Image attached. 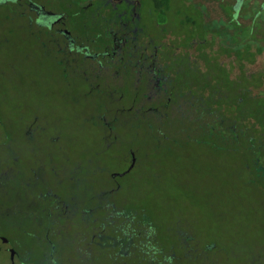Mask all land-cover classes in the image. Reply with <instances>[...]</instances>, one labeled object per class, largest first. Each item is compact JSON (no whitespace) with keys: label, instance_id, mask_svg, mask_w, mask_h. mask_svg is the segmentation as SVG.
I'll use <instances>...</instances> for the list:
<instances>
[{"label":"flooded vegetation","instance_id":"flooded-vegetation-1","mask_svg":"<svg viewBox=\"0 0 264 264\" xmlns=\"http://www.w3.org/2000/svg\"><path fill=\"white\" fill-rule=\"evenodd\" d=\"M261 6L264 0H0V55L24 58L35 51L57 70L66 96L95 100L90 120L102 156L122 134L131 136L113 155L122 167L108 171L103 163L78 162L65 181L51 164V180L43 173L24 177L30 161L44 168L39 148L5 147L0 168L22 192L7 203L0 197L2 264H100L96 248L111 249L108 264H144L145 257L153 264H217L214 245L177 229L170 231L174 244L157 245L151 222L118 206V180L140 166L136 141L146 135L152 153L169 151L195 142L193 130H207L227 151H242L244 162L264 173ZM29 126L36 129V120ZM29 131L27 143L33 141ZM44 140L58 146L52 136ZM77 173L89 185L87 195L61 197L58 186L68 189ZM23 199L52 222L31 249L22 237L35 235L24 224L36 217L21 208ZM71 237L75 248L66 254L76 258L59 252Z\"/></svg>","mask_w":264,"mask_h":264},{"label":"rangeland","instance_id":"rangeland-1","mask_svg":"<svg viewBox=\"0 0 264 264\" xmlns=\"http://www.w3.org/2000/svg\"><path fill=\"white\" fill-rule=\"evenodd\" d=\"M259 8L264 16V7ZM7 54L0 55V113L4 116L0 122V133L4 137L0 142V166L6 161L5 147L13 148L16 144L26 150L39 148L38 157L44 168L38 171L30 161L31 170L24 172L26 167L22 170L26 178L43 173L50 179V164L63 181L69 172L76 171L72 164L78 162L81 167L85 161L91 162L90 166L103 163L108 171L123 166L113 155L117 149L125 150L131 136L119 131L122 136L118 138L117 146L109 147L102 156L104 148L90 120V105L93 106L95 100L89 97V103H85L87 100L77 101L66 96L57 70L37 52L31 54L30 50L24 58ZM7 62L11 63V69ZM32 120H36L38 129L29 126ZM28 129L33 140L29 143L23 138ZM44 135L56 138L58 146L51 149L49 142L47 146ZM190 136L196 141L173 145L169 151L164 148L158 153L150 151L146 135L144 141H136L139 143L136 155L140 166L118 180L122 187L116 194L118 206L134 210L132 214H141L143 219L151 222L157 231V245L162 247L173 242L170 231L177 229L188 233L194 242L214 245L217 264H264L262 173L244 162L248 157H244L242 151H227L207 130H193ZM74 178L72 184L62 181L68 189L63 184L58 186L61 197L87 195L89 185L83 176L77 173ZM11 181V172L0 168V197L6 203L13 192H19L17 195L22 192V187ZM23 201L19 205L28 217H36V221L23 223L24 229L35 235L22 237L31 249L40 240L41 229L52 222L45 217L44 211L40 212L31 204L25 206L26 201ZM71 234L75 235L70 230L68 235ZM75 243L73 237L61 241V256L67 250L73 251ZM66 255L77 257L75 253ZM109 255L110 248H96V260L100 264H108ZM146 260L145 257L144 264H153ZM4 261L0 252V264Z\"/></svg>","mask_w":264,"mask_h":264},{"label":"trees","instance_id":"trees-1","mask_svg":"<svg viewBox=\"0 0 264 264\" xmlns=\"http://www.w3.org/2000/svg\"><path fill=\"white\" fill-rule=\"evenodd\" d=\"M257 170H259V169H257ZM262 175H264V173H262Z\"/></svg>","mask_w":264,"mask_h":264}]
</instances>
